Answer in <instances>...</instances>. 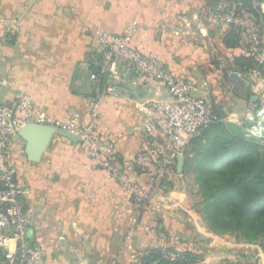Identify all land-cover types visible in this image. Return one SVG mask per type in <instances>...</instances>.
I'll return each mask as SVG.
<instances>
[{
	"label": "crops",
	"instance_id": "0c3cea01",
	"mask_svg": "<svg viewBox=\"0 0 264 264\" xmlns=\"http://www.w3.org/2000/svg\"><path fill=\"white\" fill-rule=\"evenodd\" d=\"M203 1L0 0V73L9 80L0 88V102L10 104L27 92L56 121L75 113L89 121L92 101L99 99V131L111 137L120 164L159 203L148 209L131 199L95 164L83 140L56 136L41 161L33 162L24 139L14 138L10 159L28 188L27 239L43 247L48 264H137L151 250L195 242V213L178 184L183 172L177 159L160 184L134 163L145 149L161 158L170 154L162 133L144 130V104L169 94L157 82L133 83L134 71L115 95L107 93L98 30L131 34L142 54L195 81L196 95L220 107L230 88L214 50L226 48L202 14ZM92 67L107 74L102 85L91 79Z\"/></svg>",
	"mask_w": 264,
	"mask_h": 264
},
{
	"label": "built area",
	"instance_id": "2783aa9c",
	"mask_svg": "<svg viewBox=\"0 0 264 264\" xmlns=\"http://www.w3.org/2000/svg\"><path fill=\"white\" fill-rule=\"evenodd\" d=\"M100 40L105 44V63L109 71L107 93L115 95L118 84L134 71L133 83L137 84L139 80L157 82L169 94L167 99H152L144 104V130L162 133L169 142L170 154L161 158L158 153L145 149L134 159L138 167L160 184L176 165L177 156L185 154L191 141L218 120L217 107L196 95L199 87L195 81L177 76L157 58L142 54L133 45L131 34L104 32ZM121 66L125 71H120ZM91 79L98 80V75L91 74ZM7 85L8 78L0 73V88ZM91 107L89 121H82L79 115L68 121H56L39 109L27 92L10 104L0 102V250H3L4 264H48L43 247L27 239L25 198L28 188L21 183L19 169L10 159L11 144L28 122L52 124L81 136L95 164L106 170L131 199L135 198L143 208L159 207V203L152 200L153 190L137 182L120 164L111 137L99 131V99L93 100ZM164 255L175 259V255Z\"/></svg>",
	"mask_w": 264,
	"mask_h": 264
},
{
	"label": "rangeland",
	"instance_id": "374dc122",
	"mask_svg": "<svg viewBox=\"0 0 264 264\" xmlns=\"http://www.w3.org/2000/svg\"><path fill=\"white\" fill-rule=\"evenodd\" d=\"M201 11L214 23V29L220 31L226 52L215 49V58L225 74L226 87L230 88L219 103L221 123L212 130L205 128L207 140H203L206 148L219 135H234L256 144L264 154V0H204ZM232 30L236 35L233 36ZM104 32L98 30V37L101 38ZM237 35L240 40L236 46L226 45V42L237 40ZM102 45L105 48V44ZM122 70L125 71V67L121 66ZM233 73L238 75L235 84L231 83ZM252 95H257L258 99L250 103ZM77 116L75 113L67 121ZM204 150L198 144L189 145L187 151L194 160L186 165L178 183L185 189L188 205L195 213V242L192 241L189 246L181 242L175 247H163V253L175 255V259H167L181 261L177 264H185L186 261L188 264H264V235L252 237L236 229L214 230L205 208L204 189L199 182L197 158ZM244 155L240 154L236 159L239 166H245L250 160ZM232 157L226 156L228 161ZM219 164L210 171L216 174L209 176L219 175L222 170ZM186 252L193 257L187 258L183 255Z\"/></svg>",
	"mask_w": 264,
	"mask_h": 264
},
{
	"label": "trees",
	"instance_id": "16d2710c",
	"mask_svg": "<svg viewBox=\"0 0 264 264\" xmlns=\"http://www.w3.org/2000/svg\"><path fill=\"white\" fill-rule=\"evenodd\" d=\"M234 33V30L231 31ZM226 45L236 46L240 38ZM92 71L98 75L102 85L107 74L101 72L99 67H92ZM216 106V104H214ZM217 107V106H216ZM218 118H221L219 107H217ZM220 118L210 124L209 129L221 123ZM206 127V129H207ZM203 130L200 136L193 139V143L199 148H205L198 159L199 182L204 189L205 208L212 222L214 230H239L241 233L258 237L264 235V154L258 150V146L238 136H217L206 148L203 139L207 140V132ZM250 158L245 166H239L236 160L240 154ZM186 165L194 159L185 152ZM227 155H232L228 161ZM226 158V159H224ZM220 163V164H219ZM234 163L233 165H231ZM220 165L219 175H211L212 167ZM228 166V167H227ZM210 169V170H209ZM187 258L193 257L189 252L183 254ZM4 255L0 250V264H4ZM177 264L181 261H172L165 257L163 250L154 249L143 254L137 264ZM188 264V261L185 262Z\"/></svg>",
	"mask_w": 264,
	"mask_h": 264
},
{
	"label": "water",
	"instance_id": "95a60500",
	"mask_svg": "<svg viewBox=\"0 0 264 264\" xmlns=\"http://www.w3.org/2000/svg\"><path fill=\"white\" fill-rule=\"evenodd\" d=\"M264 69V66H263ZM238 75L233 73L231 80L236 82ZM258 99L257 95L250 97V103ZM19 136L26 142L25 152L30 161L40 162L44 153L48 150L52 140L56 136H63L75 142H82L81 136L68 130L58 128L52 124H42L37 122L26 123L19 131ZM185 164L184 154L177 156V169L183 172Z\"/></svg>",
	"mask_w": 264,
	"mask_h": 264
}]
</instances>
